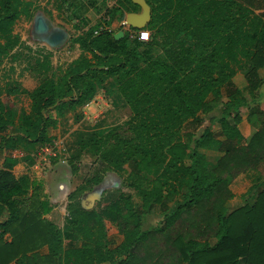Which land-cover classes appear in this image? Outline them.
Wrapping results in <instances>:
<instances>
[{"label": "trees", "instance_id": "16d2710c", "mask_svg": "<svg viewBox=\"0 0 264 264\" xmlns=\"http://www.w3.org/2000/svg\"><path fill=\"white\" fill-rule=\"evenodd\" d=\"M151 41L121 40L112 29L125 15L139 12L123 0L118 13L72 39L82 54L58 79L45 77L32 91L8 78L0 98V152L37 150L56 141L61 122L91 102L116 80L119 95L131 111L128 137L117 128L79 132L76 149L102 156L103 173L85 181L77 192L100 185L108 172L138 193L120 194L100 210L69 205L63 230L45 216L51 206L39 182L17 178L15 161L0 168V264H264V180L248 192L254 203L231 209V185L240 175L264 167V108L258 99L264 86V0H147ZM25 0H0V69L23 43L18 21L32 17ZM112 11L110 13H112ZM109 13V14H110ZM165 46L162 55L153 49ZM42 73L53 70V53L37 50ZM242 73L245 94L234 77ZM42 74V75H43ZM27 96L30 110H19L15 98ZM224 98L228 101L225 102ZM223 106L218 129L203 126L184 132L191 120ZM249 108L253 133L240 130L242 109ZM112 138L116 145L105 152ZM214 149L213 163L200 152ZM158 216L145 228L144 218ZM156 216V215H155ZM123 236L115 246L113 237ZM70 239L64 251V241ZM82 242L80 247L74 246ZM48 253H42L44 247Z\"/></svg>", "mask_w": 264, "mask_h": 264}, {"label": "rangeland", "instance_id": "374dc122", "mask_svg": "<svg viewBox=\"0 0 264 264\" xmlns=\"http://www.w3.org/2000/svg\"><path fill=\"white\" fill-rule=\"evenodd\" d=\"M26 1V0H25ZM30 2V1H29ZM48 10V9H47ZM32 12V9H31ZM25 18L18 23V30H27L26 35L32 37L31 29L24 28L22 24H25ZM32 18V17H31ZM31 18L28 19L29 23ZM120 26L115 25V30L118 29ZM71 39L77 34L75 29H71ZM150 31V38L151 41L152 31ZM71 39L63 45L61 48L54 50V57L53 61V70L45 75L42 73V69L40 68L37 62V49L33 48L31 45L23 44L21 48L14 51L10 56L6 57L1 69H0V98H5L4 94V86L5 82L8 78H11L14 81L21 80L22 78L25 80L29 86L40 84V82L47 76L58 79L63 69L74 59L77 57L78 52L75 49V44L71 42ZM133 40L134 38H130ZM148 41V42H149ZM165 46L162 45L161 47H157L153 49L154 56L156 58L160 57L164 51ZM56 55V56H55ZM43 74V75H42ZM261 76L264 79V69L261 72ZM18 77V78H17ZM242 79V80H241ZM236 82L239 85L243 86L242 91L247 94L248 88L246 85L245 77L242 73H238ZM116 80H111L106 83L105 86H110L111 88L114 87L116 84ZM107 91V90H106ZM119 99V97H118ZM113 97V101L110 97L102 96L101 104L95 103L91 105L89 108L85 110H80L79 114H71L65 120V122H61L60 128L55 131L56 141L55 146L56 151L60 149V154L58 157L51 158V164L64 167L66 169V174H64L63 182H68V185H71L70 193L75 190V188L81 183L90 180L97 174L103 173V166L104 162L102 161V156H97L94 153L87 151L86 153L80 152L79 150H75L76 148V137L77 133L82 132L86 133L91 130H95L101 133L106 132L109 128H117L118 135L122 137L130 136V133L127 131V127L125 123L130 119L131 111L129 107L123 100H118ZM258 99L263 102L264 108V86L260 90V94L258 95ZM18 106L19 104L22 106L23 109L27 108L29 104L27 97H17L15 98ZM224 101H228L224 98ZM114 102V103H113ZM108 103V104H107ZM20 107V106H19ZM96 109V112L91 113V109ZM112 107V108H111ZM249 108L242 109V117L245 118L247 116ZM223 114V106H219L216 109H213L211 114L208 116L206 114H201L199 116L198 121H189L185 125L186 131H198L201 129L200 123L201 121L204 122L203 126H210L212 129L217 130L218 124L215 122H211L212 118H220ZM83 118V119H82ZM82 119V120H81ZM247 139V138H246ZM116 145V140L112 138L110 144L105 148V152L109 151ZM211 157L215 160L217 157V153L211 154ZM66 160L67 164H62L61 161ZM112 176H106V181L110 184H115L114 188H111L108 191L107 196L103 198L102 201L98 202L95 206V209L100 210L104 204L109 203L111 200H114L120 196V193L124 194H131L134 197L135 202H139L140 198L136 190L130 187L127 183L124 184L123 180L115 174H111ZM264 180V167L260 168L259 170L251 171L247 174H244L238 177L232 183V188L234 191L238 192L236 198L231 201L230 207L231 209L237 208L245 203V199L249 203H254L258 192L262 190V188L257 189L252 193L251 196H248V192L251 188L261 181ZM243 192V193H242ZM74 194V193H73ZM83 193L77 192L76 198L82 196ZM68 203V202H67ZM67 213V212H66ZM158 213L155 215H148L144 218V225L145 228L149 226L156 225L158 223ZM119 234H116L113 239L115 243H118L121 240V237H117Z\"/></svg>", "mask_w": 264, "mask_h": 264}, {"label": "crops", "instance_id": "0c3cea01", "mask_svg": "<svg viewBox=\"0 0 264 264\" xmlns=\"http://www.w3.org/2000/svg\"><path fill=\"white\" fill-rule=\"evenodd\" d=\"M26 1L27 2L30 1V3L32 4V18L29 23L28 19H26L27 17L23 16L26 17L25 18L26 21L25 24H22V26L26 29L28 28L31 29L32 37H30L29 39V36L26 35L27 30L24 29L22 31L17 29L18 23H20L21 20H23V17L18 21L15 27V34L20 37L23 44L25 45L29 44L33 48H36L37 50L43 49L46 52L53 53L54 50L61 48L71 39V33H72L71 29H75V31L77 32V34H75V36L73 37L75 38L91 27L107 26L106 23L109 22L111 18H115L116 15L118 14V13H114L112 9L119 8L120 3L123 0H26ZM111 11L112 13H110ZM40 16L43 17L45 23L47 24V30L43 33L38 32L36 28L37 20ZM115 25H119V23L114 22L112 28H114ZM125 32L129 33L128 28H125ZM75 49L78 52V55L72 61L79 58L82 54V50L80 49L79 45L75 44ZM53 57H54V53L51 58L52 67H53V61H52ZM237 75L234 77V83L242 90L243 86L245 85L241 86L238 84V82H236ZM18 81L23 85L24 88L30 91L34 90L39 85L36 84L29 86L26 82V79L24 80L23 78L21 80L19 79ZM104 95L105 97H110L112 101H113V97H115L116 99H118L119 97L118 100L120 99L123 100V98L119 95L115 84L113 88H111L110 86H104L99 90L95 98L87 105L81 107L76 112V114L77 113L79 114L80 110L81 111L85 110L97 102L98 104H101L102 96ZM19 97H24V96H19ZM28 102L29 104L27 105L26 109H23L22 106L19 104L20 106V107L18 106L19 110L29 111L31 104L29 98H28ZM90 112L91 113L96 112V109L92 108ZM239 127L244 137L249 139L253 133V128L248 122V115L245 116V118L242 117V121ZM184 129H183L184 132H190ZM2 135L3 133H0V140ZM55 144L56 143L54 142L52 145L43 146L35 151L32 149L21 148L16 150L9 149L5 153L0 152V168L2 167L4 158L8 157L15 161L13 173L17 178L28 176L31 179V181L39 182L43 186L44 194L46 195L47 200L49 201L51 206V211L45 216V218L50 222L54 223L55 225H57L59 229L63 230L66 225L67 218L69 217V212H68L69 205L76 200H79L81 203L83 197L86 194L94 193L100 186H105L104 192L100 200L102 201L103 198L107 196L108 191H110L111 188H114L115 185L114 183L113 184L108 183V181H106V176L108 175L109 177H111L112 176L111 174H115V173L114 172L106 173L103 182L100 185L95 186L92 190L84 192L80 197V199L76 198V196L72 197V194L75 193L76 190L81 185L84 184V182L81 183V185L77 186L72 193H70L71 185H68V182L66 183L63 182L64 174H66L67 176V173L65 171L66 169H64V167H61L60 163L59 166L51 164V158L58 157L60 154L59 149H57V151L55 150L57 147L55 146ZM47 149H49L50 152L52 151L53 154L55 155L50 156ZM86 152L87 151H84V153ZM200 152L205 154L208 160L213 163L217 162V160L222 156L220 152L214 149H201ZM213 153H217V157L215 160L211 157V154L213 155ZM62 164H67V161L66 163H62ZM231 189L235 195L234 197L235 199L238 192L234 191L232 185H231ZM118 198L114 200H117ZM114 200H111L107 204H110ZM100 201H97L93 205L92 209L88 211L94 210L96 204ZM107 204H104L101 208H103ZM117 237H121V240L118 243H115L113 239L115 246H118L123 241L122 235L119 234ZM70 242H71L70 239H65L64 251L69 248ZM81 245H82L81 241L76 242L74 244V246L76 247H80ZM41 251L42 253L47 254L48 247L45 246ZM10 264H17V262H12Z\"/></svg>", "mask_w": 264, "mask_h": 264}, {"label": "water", "instance_id": "95a60500", "mask_svg": "<svg viewBox=\"0 0 264 264\" xmlns=\"http://www.w3.org/2000/svg\"><path fill=\"white\" fill-rule=\"evenodd\" d=\"M132 2L140 7L139 12H131L125 15L123 22L119 24L122 30L114 34L116 40H121L125 37V28H132L134 30L145 29L152 20V8L147 0H132ZM37 31L43 33L47 30V24L43 17H39L37 20ZM115 30V28H112ZM105 186H100L94 193L86 194L82 199V207L84 210H91L93 205L101 200Z\"/></svg>", "mask_w": 264, "mask_h": 264}, {"label": "built area", "instance_id": "2783aa9c", "mask_svg": "<svg viewBox=\"0 0 264 264\" xmlns=\"http://www.w3.org/2000/svg\"><path fill=\"white\" fill-rule=\"evenodd\" d=\"M128 31L130 33V37L134 38V39H138L141 42H148L149 38H150V31H148V29H142V30H134L132 28H128ZM48 153L50 154V156L55 155L53 154V152L49 149H47ZM60 151V149H59ZM62 163H66V160H62Z\"/></svg>", "mask_w": 264, "mask_h": 264}]
</instances>
